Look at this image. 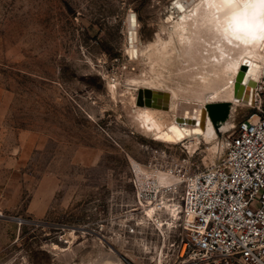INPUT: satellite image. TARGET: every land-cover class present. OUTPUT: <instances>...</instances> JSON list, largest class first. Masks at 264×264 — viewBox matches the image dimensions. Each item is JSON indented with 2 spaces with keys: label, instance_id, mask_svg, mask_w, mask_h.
I'll return each instance as SVG.
<instances>
[{
  "label": "rangeland",
  "instance_id": "1",
  "mask_svg": "<svg viewBox=\"0 0 264 264\" xmlns=\"http://www.w3.org/2000/svg\"><path fill=\"white\" fill-rule=\"evenodd\" d=\"M178 1L0 0V264H155L176 237L166 208L167 225L149 217L137 169L146 190L204 171L255 105L229 97L246 49L219 40L209 0L185 16ZM143 89L169 93L170 111L137 106ZM181 103L208 113L193 152L157 138ZM210 104H224L214 119Z\"/></svg>",
  "mask_w": 264,
  "mask_h": 264
},
{
  "label": "built area",
  "instance_id": "2",
  "mask_svg": "<svg viewBox=\"0 0 264 264\" xmlns=\"http://www.w3.org/2000/svg\"><path fill=\"white\" fill-rule=\"evenodd\" d=\"M263 86L262 78L254 90L253 111L232 125L218 162L199 173L160 172L157 179H149L153 185L147 190L140 178L145 174L137 169L140 197L161 213L164 190L173 194L166 202L180 203V219L173 228L176 237L155 254V264H264ZM165 177L174 178L176 185H160Z\"/></svg>",
  "mask_w": 264,
  "mask_h": 264
},
{
  "label": "bare ground",
  "instance_id": "3",
  "mask_svg": "<svg viewBox=\"0 0 264 264\" xmlns=\"http://www.w3.org/2000/svg\"><path fill=\"white\" fill-rule=\"evenodd\" d=\"M183 1H178L175 4V9L182 12V16H185L192 8H195L199 3H202L203 0ZM205 4L208 9L207 16L213 15V18L219 22V26L221 27L219 32H215L218 34L217 37H219V40L229 42V46L235 50L242 52V48H245L247 51L246 58L244 57L245 59L242 63L238 65L239 62H237L236 65H234L229 97L232 100L236 99L233 93L234 83L239 77L238 75H242V85L244 86V96L246 98L244 97V100H236L238 102L242 101L245 105H254L256 102L254 96L255 88L250 87L249 84L255 82L257 85L263 72L264 3H262L261 0H209ZM198 22L201 24L202 20H199ZM137 25V20L135 16H133L130 22L131 39L133 43L136 39ZM196 43L200 44L201 42L197 41ZM132 52L136 51L133 50ZM170 103L171 100L166 109H152L168 112L170 111ZM195 106L197 109L192 111V106L181 103L179 108L183 111L182 114L178 115L177 122L167 128V131L164 130L157 134V138L168 143H184L187 149L193 152L194 149L199 146L201 138L206 136V125L209 120L206 107ZM163 180H167V183L163 182ZM159 183L165 187H169L170 184L174 187L177 181L174 178L168 180V178L165 177V179H160ZM165 192V190L162 192V201H165L163 202L164 207L172 216V220L168 222V225L171 227L180 219V203L176 201L171 202V204L166 202L171 195L169 193L166 194ZM149 204L151 206L149 207L148 215L150 218H156L159 210L157 209V206L155 207L154 203ZM156 221L159 226L167 225L162 223L163 220L161 218H156Z\"/></svg>",
  "mask_w": 264,
  "mask_h": 264
},
{
  "label": "water",
  "instance_id": "4",
  "mask_svg": "<svg viewBox=\"0 0 264 264\" xmlns=\"http://www.w3.org/2000/svg\"><path fill=\"white\" fill-rule=\"evenodd\" d=\"M213 6V5H212ZM239 77L234 83V97L238 100H244V86L242 85V75H238ZM250 87L256 88L257 85L255 82H251L249 84ZM246 98V97H245ZM171 100V95L164 91H156L152 89H143L139 90L138 96H137V106L139 107H148V108H157V109H166L169 101ZM223 109L224 104H216V105H209V114L214 119L215 114L217 113V109Z\"/></svg>",
  "mask_w": 264,
  "mask_h": 264
},
{
  "label": "crops",
  "instance_id": "5",
  "mask_svg": "<svg viewBox=\"0 0 264 264\" xmlns=\"http://www.w3.org/2000/svg\"><path fill=\"white\" fill-rule=\"evenodd\" d=\"M3 194V193H2ZM42 197L40 196V198L38 199H36L35 201H34V203L32 202V204H31V211H33L32 210V208H34V206L35 207H37V208H43L44 209V207H46V205H47V201L45 200V199H42ZM47 208V207H46ZM41 215V212H39V213H37V215H35V216H40Z\"/></svg>",
  "mask_w": 264,
  "mask_h": 264
},
{
  "label": "snow or ice",
  "instance_id": "6",
  "mask_svg": "<svg viewBox=\"0 0 264 264\" xmlns=\"http://www.w3.org/2000/svg\"><path fill=\"white\" fill-rule=\"evenodd\" d=\"M262 3H264V0H261Z\"/></svg>",
  "mask_w": 264,
  "mask_h": 264
}]
</instances>
